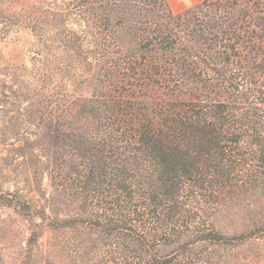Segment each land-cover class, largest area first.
Here are the masks:
<instances>
[{
    "label": "trees",
    "instance_id": "obj_1",
    "mask_svg": "<svg viewBox=\"0 0 264 264\" xmlns=\"http://www.w3.org/2000/svg\"><path fill=\"white\" fill-rule=\"evenodd\" d=\"M123 6L119 18L109 4L104 19L118 38L109 54L123 60L104 69L127 76L130 90L113 98L101 136L107 164L85 186L110 177L111 198L100 201L108 213L94 225L116 241L104 264H208L197 244L253 233L223 236L200 210L264 186V0H205L179 14L167 0ZM142 90L154 97L140 100Z\"/></svg>",
    "mask_w": 264,
    "mask_h": 264
},
{
    "label": "rangeland",
    "instance_id": "obj_2",
    "mask_svg": "<svg viewBox=\"0 0 264 264\" xmlns=\"http://www.w3.org/2000/svg\"><path fill=\"white\" fill-rule=\"evenodd\" d=\"M109 4L120 18L123 0H0V264L110 258L115 238L94 226L108 213L100 201L111 198L110 177L85 187L91 171L107 164L101 136L113 98L119 89L128 98L127 76L104 69L123 60L109 54L118 40L104 22ZM154 94L136 96L150 101ZM202 210V221L223 236L253 235L199 243L196 256L208 264H264V186ZM65 221L79 223L50 226Z\"/></svg>",
    "mask_w": 264,
    "mask_h": 264
},
{
    "label": "crops",
    "instance_id": "obj_3",
    "mask_svg": "<svg viewBox=\"0 0 264 264\" xmlns=\"http://www.w3.org/2000/svg\"><path fill=\"white\" fill-rule=\"evenodd\" d=\"M170 8L175 14L184 12L185 10L202 3L205 0H167Z\"/></svg>",
    "mask_w": 264,
    "mask_h": 264
}]
</instances>
